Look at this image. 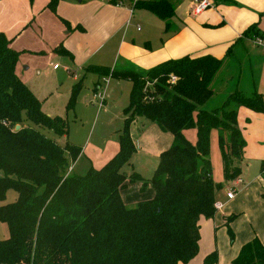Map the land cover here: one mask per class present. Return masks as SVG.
Instances as JSON below:
<instances>
[{
  "label": "trees",
  "instance_id": "16d2710c",
  "mask_svg": "<svg viewBox=\"0 0 264 264\" xmlns=\"http://www.w3.org/2000/svg\"><path fill=\"white\" fill-rule=\"evenodd\" d=\"M62 1L79 0H49L48 8L55 12ZM135 7L156 14L166 22L165 32L170 31L175 16L171 2L139 1ZM244 38L262 40L264 34L253 25ZM55 53L69 56L62 45ZM20 56L0 33V201L10 190L18 194L16 202L0 206V221L10 232L9 239L0 241V264H189L200 251L201 221L214 218L223 188L212 176V131L219 134L225 180L234 182L242 175L239 163L246 148L238 110L264 114V95L238 90L219 108L206 109L226 60L212 55L168 60L145 73L90 67L86 72L99 77L131 81L133 90L118 153L101 169L90 166L79 174L70 167L83 157L81 147L62 146L28 125L59 137L69 134L67 118L45 114L19 76ZM81 85L82 80L75 85L68 110ZM138 118L174 137L150 180L122 172L136 153L131 127ZM190 129L197 130L196 144L184 135ZM128 183H142V190L151 186L154 198L129 208L122 197ZM234 217L227 223L231 242ZM218 260L213 252L205 264ZM233 264H264V244L258 237L245 244Z\"/></svg>",
  "mask_w": 264,
  "mask_h": 264
},
{
  "label": "crops",
  "instance_id": "0c3cea01",
  "mask_svg": "<svg viewBox=\"0 0 264 264\" xmlns=\"http://www.w3.org/2000/svg\"><path fill=\"white\" fill-rule=\"evenodd\" d=\"M168 1L174 6L175 16L171 20L170 31L164 32L168 39L156 50L153 48V39L150 35L139 41L127 40L125 30L130 25L135 27L143 23L158 32L166 27V22L153 12L136 8L137 3H134V0L62 1L55 12L48 8L49 0H0V33L5 34L11 40L12 48L20 52L17 72L35 95L37 93L34 92L32 85L34 83L36 85L37 79L50 72L51 64L56 60L62 61L64 72L72 75L71 80L76 83L80 76L74 73L83 71L85 74L86 70L94 65H105L103 62L105 59L112 61L113 64L109 68L111 70L145 73L165 61L186 56L212 55L217 59H225L230 48L234 49L242 44L245 31L253 25L258 26L264 34V0H209L212 7L197 16L193 13L194 0ZM259 41L261 39L258 38L251 43L258 44ZM61 45L69 56L55 53V49ZM100 53L102 54L99 55ZM98 55L101 58L95 61ZM121 63L123 65L119 67ZM25 65L29 68H25ZM55 66L52 71L56 74L60 68L55 69ZM97 77V89H99L105 84L106 79L99 81L101 78ZM115 79L132 84L127 79ZM111 81L109 79L107 90L116 84V81ZM256 86L257 92L261 93L259 85H254V89L256 90ZM261 86L264 87V84L261 83ZM37 98L39 99L38 96ZM249 112L247 124L253 141L250 140V145L245 148L244 156L247 164L242 168V174L245 170L250 172L261 162V167L263 164L260 169L261 177L251 182L241 178L232 182L231 186L234 189L237 187L241 189L239 191L235 189L237 195L233 199H228L227 194L232 191L230 189L226 194L224 208L218 211L214 218L201 221L200 251L189 264H205V258L213 252L218 253V264H233L245 244L256 237L264 244V203L257 202L258 198H256L254 205L258 212H254L251 205L241 203L249 197L251 191L261 195L263 198L261 202H264L262 195L264 194V114L251 110ZM158 128L153 126L150 130L156 132L159 141L164 133ZM140 130L143 131V128ZM134 142L135 156L143 145L137 140ZM162 142L165 144L158 150L154 159H159L167 150V145H171L172 139L164 137ZM81 148L83 157L80 161L88 154L85 153V148ZM158 148L159 146L156 149ZM109 151L112 153L109 158L105 156L107 151L102 156V160L107 159L104 160L106 162H96L90 158L93 167L99 163L106 164L118 153L119 139ZM154 167L153 174L157 166ZM133 169L145 180L148 179L135 166ZM142 191H144L142 183H128L122 191L126 206L135 201L136 204L147 201L141 200ZM154 196L155 191L147 197L151 200ZM232 216L235 217L230 221L229 226L235 235V240L230 243L226 233L217 227L223 224V227L229 229L227 223Z\"/></svg>",
  "mask_w": 264,
  "mask_h": 264
},
{
  "label": "rangeland",
  "instance_id": "374dc122",
  "mask_svg": "<svg viewBox=\"0 0 264 264\" xmlns=\"http://www.w3.org/2000/svg\"><path fill=\"white\" fill-rule=\"evenodd\" d=\"M165 31V26L158 32L156 29L151 30L150 27H147L143 23H139V25H136L135 27L130 25L125 30L127 40L135 39L139 41L140 39L145 38V36L150 35L153 39L152 44L154 50L160 48L163 42L168 39V37L164 34ZM250 39L251 38H246L241 45L239 44L231 51L230 56L225 58L224 68L220 71L212 85L215 95L205 106L206 109L213 110L219 108L223 105L231 93L238 90L242 91L247 96H251L255 92L258 93V88L256 86L255 90L254 85H259V89L261 90L259 92L261 93L258 94L264 95V87L261 86V83L264 84V48L258 44L251 43V41L256 40ZM101 54L102 53L99 55ZM99 55L94 59L95 61H99L101 58ZM103 62L105 65L94 66L110 68L112 66L111 64H113L109 59H105ZM56 64L59 66L60 70L55 74L52 70ZM122 65V63L119 64V67ZM25 68H29V66L25 65ZM74 74H78V76H80L79 81L82 80V85L80 90L75 94V103L73 108L69 110L67 109V106L70 102V98L72 97L75 85L79 81L74 83L73 80H71V78H73L72 75L64 72V65L61 60L54 61L51 64L50 72L45 74L46 76H42L37 79L35 81L36 85L35 83L32 85L34 92L37 93L36 95L42 102L43 111L48 116H60L67 118L69 134L66 137H59L52 131L37 127L30 122H28V125L38 129L47 137L54 139L62 146H65L66 143L69 142L75 146L85 148V153L88 154L82 159V161L79 162L78 165H71L70 167V169L75 168L77 173L84 174L91 165L93 166V164L89 161L90 158H92V161L96 160V162H99L107 160H102V156L106 151V158H109L108 156L112 154L109 153V150H111V148L114 147V144L118 142L120 133L123 129L125 122V110L130 106L133 84L115 79L113 76H111V78H109L110 76H100L101 79H99V81H103V78L110 79V81L112 80L111 82L116 81L113 88H108V90L106 89L105 102L103 104L94 100V93L97 91L98 84L97 76L99 75L94 72H90L88 74L85 72L84 74L83 71ZM102 87L104 88V84ZM249 113V109L246 107H241L238 110V126L242 132L244 140L246 141V148L250 145V140L253 141L249 132L250 127L247 124L249 123ZM136 123H133L131 133L134 140L141 143L143 147L134 156V158L131 159L130 163L124 166L122 172L127 175H131L136 172L133 169V166H135L137 170L142 172V175L145 178L149 179L153 174L155 168L154 166H157L159 161V159H154V156H156L161 146L165 144L162 142V139H164V137H171V145H167L168 147H166L168 150V148H170L173 144L174 137L171 133L161 131L160 129L164 135L161 136L158 141L159 137H157L156 132L154 130H150L153 126L158 128L155 123H152L144 118H138ZM142 124H145V126H142ZM142 128L143 131L140 130ZM184 135L189 142L196 144V129L187 130ZM158 146L159 148L156 149ZM87 150L89 152H87ZM210 159L212 164L213 180L216 184L223 185V188L218 192L217 202L224 204L226 201V194L230 189L234 192L235 189L239 191L241 188L237 187L234 189L231 186L232 182L225 180L224 162L219 146V134L217 130H213L211 134ZM246 164V158L244 156L242 161L239 163V166L242 169L246 166ZM104 165L105 163H99L95 166V168L101 169ZM262 167L261 162H259V166L255 165L250 172L245 170L240 178L251 182L253 179L261 177L260 169ZM237 191L235 192V195H237ZM150 193H154L153 188L145 187L144 191L140 193L141 200H149V197L147 196ZM262 195L264 196V194ZM256 198H258V201ZM17 199L18 194L14 190H10L7 193L6 200L4 202L0 201V206L14 203ZM262 199L261 195L251 191L249 197L242 200L241 203L251 205L253 211L258 212V209L254 205V201L264 203L261 202ZM136 202L137 201L133 204H128L127 206L129 208H133L137 205ZM217 228L226 233L228 241L231 243L228 228L223 227V224L219 225ZM9 237L10 232L8 225L0 221V241L7 240Z\"/></svg>",
  "mask_w": 264,
  "mask_h": 264
},
{
  "label": "built area",
  "instance_id": "2783aa9c",
  "mask_svg": "<svg viewBox=\"0 0 264 264\" xmlns=\"http://www.w3.org/2000/svg\"><path fill=\"white\" fill-rule=\"evenodd\" d=\"M140 0H134V3H138ZM212 7V3L209 0H194V5H193V13L195 16L200 15L204 13L205 11L209 10ZM260 46L264 48V41H259L258 43ZM59 66H55V69H57ZM111 78V76L109 77ZM175 79H173L174 81ZM104 88L100 87L97 89V91L94 93V100L101 102L104 104L105 102V94H106V88L109 83V79H106L104 81ZM228 199H233L235 197V191H230L227 194ZM215 208L217 211H221L224 208L223 203L217 202L215 204Z\"/></svg>",
  "mask_w": 264,
  "mask_h": 264
},
{
  "label": "water",
  "instance_id": "95a60500",
  "mask_svg": "<svg viewBox=\"0 0 264 264\" xmlns=\"http://www.w3.org/2000/svg\"><path fill=\"white\" fill-rule=\"evenodd\" d=\"M20 129V126H18L17 128H16V130H19Z\"/></svg>",
  "mask_w": 264,
  "mask_h": 264
}]
</instances>
